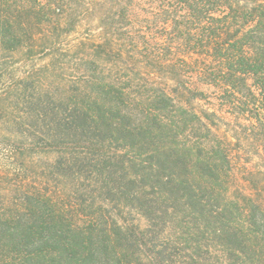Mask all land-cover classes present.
Segmentation results:
<instances>
[{
	"label": "trees",
	"instance_id": "1",
	"mask_svg": "<svg viewBox=\"0 0 264 264\" xmlns=\"http://www.w3.org/2000/svg\"><path fill=\"white\" fill-rule=\"evenodd\" d=\"M47 49L56 190L0 209V264H264V0H0V60Z\"/></svg>",
	"mask_w": 264,
	"mask_h": 264
},
{
	"label": "rangeland",
	"instance_id": "2",
	"mask_svg": "<svg viewBox=\"0 0 264 264\" xmlns=\"http://www.w3.org/2000/svg\"><path fill=\"white\" fill-rule=\"evenodd\" d=\"M70 39L54 49L64 54ZM74 44V43H72ZM52 52V51H51ZM49 49L28 59L25 54L0 60V209L12 208L16 198L30 189L53 193L56 188L47 166L54 156H43L37 133L38 107H46L60 98L80 76L67 63H51ZM2 56V55H0ZM4 60L6 66H4ZM3 61V62H2ZM47 96L49 99L45 98ZM53 100V101H52ZM42 101V102H41ZM37 120V121H36ZM46 180L48 183H45ZM67 197L63 187H58ZM64 191V193H63ZM139 220V219H138ZM137 220V221H138ZM145 226V222H141Z\"/></svg>",
	"mask_w": 264,
	"mask_h": 264
}]
</instances>
